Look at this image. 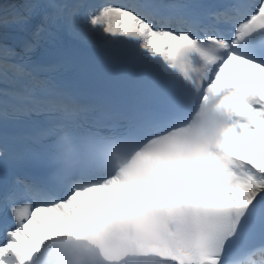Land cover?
Returning a JSON list of instances; mask_svg holds the SVG:
<instances>
[{"label": "snow or ice", "instance_id": "snow-or-ice-1", "mask_svg": "<svg viewBox=\"0 0 264 264\" xmlns=\"http://www.w3.org/2000/svg\"><path fill=\"white\" fill-rule=\"evenodd\" d=\"M35 17L41 22L25 52L52 29L77 38L102 30L142 40L198 90L199 108L215 113L202 134L219 128L216 143L229 167L177 209L186 264H264V0H28L11 19ZM14 55L0 50V68L20 71L7 62ZM31 83L0 94L16 101L0 99L5 126L33 113L46 120L22 135L0 131V264L42 259L55 239L47 227L72 211L84 180L53 167L52 144L61 133L75 137L72 121L45 81Z\"/></svg>", "mask_w": 264, "mask_h": 264}, {"label": "clouds", "instance_id": "clouds-1", "mask_svg": "<svg viewBox=\"0 0 264 264\" xmlns=\"http://www.w3.org/2000/svg\"><path fill=\"white\" fill-rule=\"evenodd\" d=\"M214 115V109L211 106L204 109L199 108L189 124H185V127L191 126V131L185 134L184 138L169 139L161 146H157L154 151H162L163 158L157 159L153 155L140 166L146 173V179H151L154 176L167 177L170 173L182 170L183 167L203 168L210 182L223 179L226 169L229 167V161L217 151L216 139L219 128H212L202 134V129L205 128L207 121ZM177 130L173 129L172 131ZM169 134L165 133L164 135ZM193 134L199 137L195 143L189 138ZM173 157L179 158V165Z\"/></svg>", "mask_w": 264, "mask_h": 264}]
</instances>
